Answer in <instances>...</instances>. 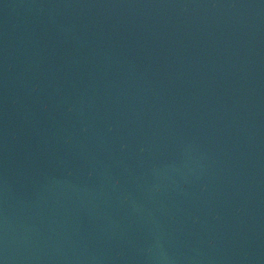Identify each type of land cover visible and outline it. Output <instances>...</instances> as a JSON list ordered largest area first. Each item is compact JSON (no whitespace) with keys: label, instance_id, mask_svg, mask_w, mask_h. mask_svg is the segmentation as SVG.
Masks as SVG:
<instances>
[{"label":"water","instance_id":"95a60500","mask_svg":"<svg viewBox=\"0 0 264 264\" xmlns=\"http://www.w3.org/2000/svg\"><path fill=\"white\" fill-rule=\"evenodd\" d=\"M0 264H264V0H0Z\"/></svg>","mask_w":264,"mask_h":264}]
</instances>
